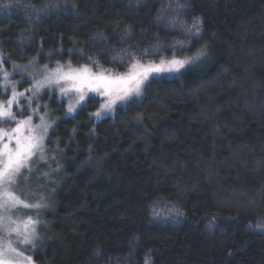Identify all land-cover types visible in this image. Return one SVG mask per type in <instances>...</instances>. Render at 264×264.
<instances>
[{"label": "trees", "instance_id": "1", "mask_svg": "<svg viewBox=\"0 0 264 264\" xmlns=\"http://www.w3.org/2000/svg\"><path fill=\"white\" fill-rule=\"evenodd\" d=\"M201 48L109 117L55 126L35 264H264V0H0L18 64L124 73Z\"/></svg>", "mask_w": 264, "mask_h": 264}, {"label": "snow or ice", "instance_id": "2", "mask_svg": "<svg viewBox=\"0 0 264 264\" xmlns=\"http://www.w3.org/2000/svg\"><path fill=\"white\" fill-rule=\"evenodd\" d=\"M4 6L10 5L5 4ZM180 6L177 5V7ZM171 23L176 25L177 21L173 19ZM200 23V19L195 18L192 24L185 28V31L198 34ZM179 24L184 27L183 21ZM186 43L187 41H176V45L179 46H184ZM156 48H159V45ZM205 55L204 48H201L192 56L179 58L174 53L170 58L160 57L158 62L152 60L144 63L142 59L133 57L127 70L116 75L103 68L98 71L94 70L95 62L91 66L73 67L71 63L67 66L58 63L55 68H50L48 65L37 68L33 60L30 62L33 68L28 72L32 77V86L24 91H17L16 84L9 80L11 74L0 67L4 85L11 84L12 87L11 97L6 104L0 102V117L16 121L12 108L18 106L19 98L25 97L29 92L34 97L42 89L55 85L59 88L61 95H68L71 92L78 94L74 102H70L67 106L69 114L85 101L88 93H96L103 97V102L97 111L91 114L99 118L104 112L112 111L118 102L139 96L153 75L180 72L185 66L195 64ZM0 63H6L2 56H0ZM13 69H20L21 73L25 70L22 66L15 64H13ZM28 99L30 105L32 98ZM39 107L37 106V109L32 111L37 113ZM44 108L46 109L47 106L45 105ZM46 115L47 112L39 116L38 124H33V116L30 115L16 121V126L10 131L0 128V264H33L32 257L25 256L20 245L35 246L33 241L38 221L32 216H21L18 213L21 208L38 210L43 205L39 201L28 202V197L18 190L17 178L22 174L23 169L28 168L31 171L30 163L37 153L40 154V160H45L44 140L51 127V123L45 119Z\"/></svg>", "mask_w": 264, "mask_h": 264}, {"label": "rangeland", "instance_id": "3", "mask_svg": "<svg viewBox=\"0 0 264 264\" xmlns=\"http://www.w3.org/2000/svg\"><path fill=\"white\" fill-rule=\"evenodd\" d=\"M1 56V55H0ZM3 57V56H2ZM6 63H0V67H3L6 71H8L11 75L9 76V80L14 82L16 84V90L17 91H24L25 89H28L32 86V77L28 74V72L33 68V64H18L15 62H12L8 60L7 58L3 57ZM202 57L200 58V60ZM198 60V61H200ZM197 61V62H198ZM196 62V63H197ZM195 63V64H196ZM13 64L22 66L25 70L23 73L20 72V69H13ZM58 63H40L35 61V67L41 68L43 65H48L50 68H55ZM60 65L67 66L68 63H59ZM73 66V65H72ZM73 66V67H79ZM100 66H95L94 70H99ZM105 69V68H103ZM108 70V69H107ZM183 70V69H182ZM181 70V71H182ZM113 75L120 74L117 72H114L110 70ZM180 71V72H181ZM180 72L177 73H163L160 75H153L150 79L160 77V78H173L176 77ZM144 88V87H143ZM143 91V89H142ZM12 87L11 84L5 86L3 82V76L2 73H0V102H3L6 104L7 100L11 97ZM142 94V92H141ZM139 96H133L130 99L118 102L112 111H106L104 112L101 117L97 118L92 113L96 112L99 108L100 104L103 102V97L97 95L96 93H88L86 99L84 102L79 104L77 108L72 113H67V106L70 102H74V100L77 97V93L71 92L68 95H61L59 92V88L57 86H52L51 88H44L39 92L36 96H32V93H26L25 97L19 98L18 106H14L12 108L13 114L16 116V121L20 119H25L28 116H33V124H38L39 116L44 115L45 112H47V115L45 117L46 121L51 123V127L48 130V134L45 137L44 140V152L46 151L47 143L50 140V133L54 130L55 126L60 122L61 119H69L73 118L80 110H89L92 109V111H88L89 117L94 122L99 121L105 117H109L116 108H119L123 105H125L127 102H130L132 100L138 99ZM29 97L32 98V103L29 105ZM90 103V105H88ZM47 106L45 109L44 106ZM37 106H40L37 113H34L32 110L37 109ZM61 111V114H58V112ZM16 121H13L12 119H9L7 117H0V128H3L5 130H11L13 127L16 126ZM39 153L36 154V156L33 157L30 168L31 171H29L28 168L23 169L22 174L17 178V185L18 190L23 192L28 197V202L35 203L36 200L40 201L45 211L48 210V204L45 203V196L44 193H47L46 187L52 185V180L50 178L49 173L39 171V161H42L39 159ZM42 198V199H41ZM38 212L40 213L39 209H24L21 208L19 210L18 215L21 216H32L34 219L38 221ZM38 228L39 224H36V236L34 238V247L32 244H21L20 248L23 250L25 256H31L34 252L40 247L41 241L39 239L38 235ZM33 260V258H32ZM33 264L34 261H33Z\"/></svg>", "mask_w": 264, "mask_h": 264}]
</instances>
